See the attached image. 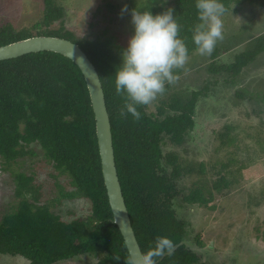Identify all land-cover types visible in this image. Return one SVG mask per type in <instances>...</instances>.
I'll return each instance as SVG.
<instances>
[{"label": "trees", "instance_id": "obj_1", "mask_svg": "<svg viewBox=\"0 0 264 264\" xmlns=\"http://www.w3.org/2000/svg\"><path fill=\"white\" fill-rule=\"evenodd\" d=\"M220 2L227 8L225 14L233 5L264 7V0ZM169 8L173 9L180 38L185 40L191 57L196 52L192 29L200 23L196 0H149L147 5L130 8V13L133 9L149 10L155 16ZM63 18L64 8L54 0H45L43 17L38 22L21 29L12 23L0 27V47L38 36L63 38L80 46L103 84L118 176L142 253L154 247L157 237H167L173 241L175 251L156 258L157 264H205L186 246L187 224L178 218L174 202L182 196L187 204L215 210L217 199L244 187L239 177L247 173L248 166L233 157L211 179L205 163H187L178 154L165 152L164 146L184 144L195 129L197 103L207 95L211 84L186 97L171 93L158 102L154 111H150V105L138 106V121L131 114L121 115L125 101L116 94L115 72L122 65L125 49L115 45L113 37L78 39L72 31L57 26ZM263 52L264 36L236 55L233 63L216 66L213 62L209 69L227 72L235 80ZM217 55L215 50L212 57ZM169 89L167 84L166 91ZM232 128L227 127L221 134L223 145L236 143ZM263 141L261 136L257 141L261 151ZM33 146L41 148V161L53 171L49 176L55 185L50 188L53 193L58 191V196L52 194L46 199L49 195L35 174L17 168L22 159L37 157ZM230 165L237 170L228 176L225 172ZM0 170L12 176L17 197L16 205L0 218V257L20 256L29 264H57L89 255L98 258L96 264H125L129 252L109 203L90 93L82 71L71 59L45 51L0 61ZM61 177L70 190L60 184ZM186 177L195 180L187 189L179 190L177 183ZM80 198L90 204L89 216L69 221L53 211L65 200ZM198 245L204 247L199 239Z\"/></svg>", "mask_w": 264, "mask_h": 264}, {"label": "rangeland", "instance_id": "obj_2", "mask_svg": "<svg viewBox=\"0 0 264 264\" xmlns=\"http://www.w3.org/2000/svg\"><path fill=\"white\" fill-rule=\"evenodd\" d=\"M64 8V18L58 22L74 33L78 39H109L124 49L134 35L130 8L147 5L149 0H54ZM151 1V0H150ZM112 5L109 8L108 5ZM153 4H156L154 2ZM101 6L100 12L97 7ZM127 6L128 11L121 14ZM45 0H0V27L12 23L16 29L38 22L43 17ZM223 39L215 46L218 55L201 56L195 52L189 57L185 69H181L179 79L162 96L150 104L154 111L158 102L171 93L183 97L192 91H200L211 84L207 95L202 96L196 107L195 129L186 136L183 145L167 144L165 152H174L187 163H205L209 176H215L223 164L236 157L246 163L247 173L242 174V189L230 191L228 196L214 203L215 210L187 204L182 196L174 202V210L180 220L187 224L188 236L185 244L205 264H264V151L260 150L259 137L264 140V52L236 78L227 72L210 71L211 63L216 66L234 62L235 56L252 48L264 36V7L245 4L231 7L222 17ZM167 85V84H166ZM232 128L236 143L223 145L222 133ZM264 142V141H263ZM37 157L22 159L19 171L35 174L36 180L44 185L46 194L52 192L53 172L43 159L39 146H33ZM237 148V149H236ZM238 151V153H235ZM249 156V158H248ZM254 160V161H251ZM250 161V162H249ZM231 166V165H230ZM237 170L231 166L227 173ZM259 174L255 177L253 172ZM229 176V174H227ZM238 176V173H237ZM216 178V177H215ZM60 184L67 190L71 187L63 177ZM195 180L186 177L177 183L179 190ZM228 191V189H227ZM50 193V194H49ZM218 201V202H217ZM15 184L8 172L0 170V218L16 205ZM66 220L90 215V204L83 198L65 200L53 209ZM198 239L204 243L201 248ZM98 258L84 255L57 264H96ZM0 264H29L23 257L1 256Z\"/></svg>", "mask_w": 264, "mask_h": 264}, {"label": "clouds", "instance_id": "obj_3", "mask_svg": "<svg viewBox=\"0 0 264 264\" xmlns=\"http://www.w3.org/2000/svg\"><path fill=\"white\" fill-rule=\"evenodd\" d=\"M196 9L200 23L192 29V41L199 55H211L223 39L222 17L227 8L220 0H196ZM127 11L125 6L121 14ZM131 17L134 35L122 52V65L115 72V91L125 101L121 115L131 114L138 121L141 113L137 107L152 104L165 93L166 84L177 82L176 71L186 70L189 52L185 40L180 38V25L173 9L155 16L149 10L133 9ZM174 251L173 241L157 237L154 247L144 253H130L125 264H157L156 258L170 256Z\"/></svg>", "mask_w": 264, "mask_h": 264}, {"label": "water", "instance_id": "obj_4", "mask_svg": "<svg viewBox=\"0 0 264 264\" xmlns=\"http://www.w3.org/2000/svg\"><path fill=\"white\" fill-rule=\"evenodd\" d=\"M51 51L71 59L82 71L90 93L95 114L96 134L101 156L102 171L115 224L118 226L127 250L142 253L132 226L130 214L122 191L116 166L112 125L108 113L105 92L99 73L78 44L70 40L38 36L0 47V61L25 55Z\"/></svg>", "mask_w": 264, "mask_h": 264}]
</instances>
